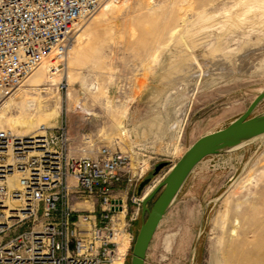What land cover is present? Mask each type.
Instances as JSON below:
<instances>
[{
    "label": "rangeland",
    "instance_id": "obj_1",
    "mask_svg": "<svg viewBox=\"0 0 264 264\" xmlns=\"http://www.w3.org/2000/svg\"><path fill=\"white\" fill-rule=\"evenodd\" d=\"M110 2L111 9L105 11L102 6L77 30L73 50L64 61L67 90H56L54 84L60 76L51 75L58 77L51 84L48 64H43L46 69L41 67V80L32 81L39 68L18 89L23 99L18 103L10 98L0 101V115L32 119L31 133L41 124L57 126L66 117L74 150L85 147L83 138L89 137L93 143L89 149L108 144L127 153L132 167H140L143 174L129 193H137L139 183L149 178L144 194L164 178L197 138L226 126L264 90V10L256 11L248 0ZM217 47L223 60L216 61L212 55ZM187 48L195 49L200 66L189 77H182L183 85L176 77L173 82L165 80L170 61ZM72 58L76 62L74 59L70 66ZM178 83L182 86L177 87ZM39 87L47 89H35ZM25 98L37 99L36 106L27 107ZM78 104L81 109H74ZM262 112L264 99L252 114ZM3 128L11 127L5 124ZM18 128L14 132L25 134ZM160 163L165 164L154 174ZM250 170L255 179L241 191L243 177ZM234 188L240 193L231 197L229 205L232 212L237 209L241 213L242 224L248 216V221L262 217L264 134L223 154L207 156L197 165L158 225L145 264L241 261V254H229L233 225L223 233L217 223L225 197ZM157 195L148 202L149 207ZM134 210L128 201L125 233L128 240L132 235V241L124 264L130 262L133 241L145 218L140 211L133 220ZM27 225L24 222L12 230ZM222 236L223 245L219 242ZM250 237L254 239L253 234Z\"/></svg>",
    "mask_w": 264,
    "mask_h": 264
},
{
    "label": "built area",
    "instance_id": "obj_2",
    "mask_svg": "<svg viewBox=\"0 0 264 264\" xmlns=\"http://www.w3.org/2000/svg\"><path fill=\"white\" fill-rule=\"evenodd\" d=\"M104 1L0 0V101L45 62L60 76L56 90H67L64 61L78 27ZM83 145L73 149L66 117L26 135L0 128V264L114 263L128 201L133 220L141 211V194L129 192L143 174L112 145L89 149V137ZM13 171L18 185L9 191L5 178ZM8 198L19 202L6 212Z\"/></svg>",
    "mask_w": 264,
    "mask_h": 264
},
{
    "label": "bare ground",
    "instance_id": "obj_3",
    "mask_svg": "<svg viewBox=\"0 0 264 264\" xmlns=\"http://www.w3.org/2000/svg\"><path fill=\"white\" fill-rule=\"evenodd\" d=\"M108 0H105L103 2V4L101 5L104 6L103 9L106 11V10H109L111 9L112 7V4L113 2H110L112 0H110L109 2H107ZM107 2V3H106ZM245 2V1H244ZM242 3V2H241ZM248 4L250 6V4L252 5V7L254 6L255 8L259 9L256 11H262L264 10V0H248ZM243 5V3H242ZM246 5V4H245ZM100 7V8H101ZM247 7V6H245ZM253 7V8H254ZM251 8V9H253ZM248 9V8H247ZM254 10V9H253ZM260 11V12H261ZM248 12V11H247ZM233 21V20H232ZM237 22V21H236ZM238 23V22H237ZM238 25V24H237ZM79 28V27H78ZM176 32V31H175ZM175 32H173V36L175 34ZM78 37V35H77ZM189 47V46H188ZM194 49V48H193ZM186 49V50H183L181 51V54L179 56H176L174 57L170 62V66H169V69L168 71L166 72L167 73V77L165 78V80L167 81H172V78L173 77H176L179 78L178 82L181 83L182 85L185 84L184 81H183V76H188L189 73L194 69L198 68L200 65H199V61H198V58H197V55L195 54V49ZM71 50H73V47L71 48ZM72 52V51H71ZM157 52V51H156ZM159 53V52H158ZM69 54V53H68ZM210 54V53H209ZM212 55L215 57L216 61H219L222 59V57L224 58V55L221 54L220 52V48L217 47L213 50L212 52ZM158 56V54L156 55ZM211 56V55H210ZM69 57V56H68ZM67 57V58H68ZM157 58V57H155ZM74 59L75 58H72L70 60V66L72 64H74L76 62V59H75V62H74ZM158 59V58H157ZM68 60V59H67ZM223 60V59H222ZM154 61H157L156 59H154ZM43 64H48V71H49V66H50V63L49 62H45ZM41 65L39 68L40 70L37 71L34 75V82H39L42 78V75L44 73V68L46 69V66L45 65ZM53 64V63H52ZM220 64V63H219ZM43 69H41V67H43ZM202 67V66H201ZM38 68V69H39ZM36 69V70H38ZM35 70V71H36ZM200 70V69H199ZM34 71V72H35ZM201 71V70H200ZM33 72V73H34ZM203 72V70H202ZM202 72H199L202 74ZM32 73V74H33ZM67 73V72H66ZM65 73V76L67 77ZM198 74V72H196ZM205 73V72H204ZM31 74V75H32ZM192 74V73H191ZM199 74V76L201 75ZM31 75L29 76V78L31 77ZM193 75V74H192ZM191 75V76H192ZM195 75V73H194ZM205 75V74H203ZM183 77V78H182ZM189 77V76H188ZM201 77V76H200ZM55 78L58 79V77L56 76H51L49 75V79L51 81V84H53V82L55 81ZM163 78V79H164ZM186 80V79H185ZM176 81V80H175ZM173 82V81H172ZM178 83V84H179ZM181 84H179L177 87L179 86H182ZM21 87V86H20ZM19 87V88H20ZM19 88H17L12 94H10L8 97H6L7 99L10 98V102H13V103H18L17 101L21 100L24 98V96L21 94V91L19 92ZM35 89H47V87H39V88H35ZM34 98V97H33ZM5 99V98H4ZM3 99V100H4ZM6 99V100H7ZM36 101H34V99H27L25 98V104L27 107L29 108H32L34 106H36L37 104V99H35ZM2 101V100H1ZM5 124H8L11 128V130L15 129V130H18L20 127L24 132L25 134L23 133H18L16 132L17 134H23V135H26L28 133H31L30 131H32V127L34 126V122L32 119H27V118H24L23 120L21 118H11L10 117H7L6 115L2 114L0 115V127H4ZM175 126V125H174ZM14 131V130H13ZM35 131V130H34ZM124 132V131H123ZM124 134V133H122ZM253 139V138H252ZM251 140V139H249ZM247 140V141H249ZM247 141H244L242 142L241 144L237 145L236 147L240 146V145H243L245 144ZM236 147H233V148H236ZM251 170L243 177L244 181L242 183V185L239 187L240 190L242 191L243 189H246L250 184L253 183V180L255 179V174H251ZM18 172L16 171H13L11 173H8L6 175V178H5V184L7 186V190H11L15 187H17L18 185V182H17V179H18ZM234 189H232L225 197V206H224V209L219 213L218 217H217V223L221 226L222 230H223V233L226 232V230L228 229V227H230V224L233 225L232 228L230 229V236L232 238V241L233 243H231L233 246H232V252L230 251L229 254L231 253H234L235 256L238 255V254H241L243 256V259L241 261H238L236 263V260L234 262V264H264V207L262 208V212H263V216L258 218V219H255V218H252L251 220L248 221L249 219V216H248V219H247V222L245 221V225L242 224V221H241V213H239V211H236L232 212L231 210H234L231 207V205H229V202L232 200L231 197L233 195H236L240 192H235ZM239 190V191H240ZM264 191V190H263ZM148 193V191L144 194H141V198L140 200H142V198ZM257 197V196H256ZM254 199V198H253ZM15 201L16 204H13L14 202L12 201ZM262 200V199H261ZM19 201L16 200V199H13V198H8V199H5L4 202H3V206L6 207L5 208V211L8 212L9 210H14L15 209V206H17V203ZM259 203L261 202L260 200L258 201ZM252 204V202H250ZM257 202H255L256 204ZM240 204V203H239ZM250 204V205H251ZM249 205V206H250ZM261 205V203H260ZM256 206V205H254ZM251 207V206H250ZM250 207H247V208H250ZM256 208V207H255ZM254 208V210H255ZM244 209V208H243ZM246 210V209H245ZM243 211V210H242ZM252 211V210H251ZM234 213L233 216L232 213ZM244 212V211H243ZM242 212V213H243ZM231 213V215H230ZM247 213L249 214L250 212H248V209H247ZM255 213V211H254ZM253 213V214H254ZM9 214H14V213H9ZM257 215V214H255ZM259 215V214H258ZM232 217V218H231ZM243 217V216H242ZM255 217H258V216H255ZM246 218V217H245ZM243 220V219H242ZM244 221V220H243ZM251 221V222H250ZM251 234H253V237L254 239L251 240ZM127 233H124L122 234V236L120 237L119 239V242H118V253H117V257L115 258L114 260V263L113 264H124L123 262V255L125 254L126 255V248H127V245H128V238H127ZM129 237V236H128ZM127 238V239H125ZM127 240V241H126ZM231 240V239H230ZM224 239H223V236L220 238L219 242L220 244L223 245V242ZM127 243V244H126ZM126 245V246H125ZM251 245V246H250ZM228 247V246H227ZM225 250V249H224ZM228 250V249H227ZM229 252V251H228ZM233 254V255H234ZM228 256V255H226ZM230 256V255H229ZM234 256V257H235ZM227 258H230V257H227ZM225 260V259H224ZM220 264V263H219ZM229 264H233L232 260H230Z\"/></svg>",
    "mask_w": 264,
    "mask_h": 264
},
{
    "label": "water",
    "instance_id": "obj_4",
    "mask_svg": "<svg viewBox=\"0 0 264 264\" xmlns=\"http://www.w3.org/2000/svg\"><path fill=\"white\" fill-rule=\"evenodd\" d=\"M263 99L264 90L255 96L243 113L226 126L197 138L170 167L164 178L142 198L141 212L145 218L133 241L129 264H145L147 249L161 219L176 199L191 171L203 158L226 152L244 141L264 134V112L252 114ZM164 164H158L153 173L156 174ZM149 180L145 178L139 183L137 194L142 193ZM157 193L149 207L148 202Z\"/></svg>",
    "mask_w": 264,
    "mask_h": 264
},
{
    "label": "crops",
    "instance_id": "obj_5",
    "mask_svg": "<svg viewBox=\"0 0 264 264\" xmlns=\"http://www.w3.org/2000/svg\"><path fill=\"white\" fill-rule=\"evenodd\" d=\"M223 153H225V152L218 153V154H215V155H220V154H223ZM203 159H204V158H203ZM203 159H202V160H203ZM202 160H201V161H202ZM201 161H200V162H201ZM200 162H199V163H200ZM199 163H198V164H199ZM198 164H197V165H198ZM197 165L194 167V169L197 167ZM194 169L191 171V173L194 171ZM191 173H190V174H191ZM188 177H189V176H188ZM182 187H183V186H182ZM180 191H181V190H180ZM180 191H179V192H180ZM178 195H179V193H178ZM166 213H167V212H166ZM161 220H162V219H161ZM160 222H161V221H160ZM159 224H160V223H159Z\"/></svg>",
    "mask_w": 264,
    "mask_h": 264
}]
</instances>
